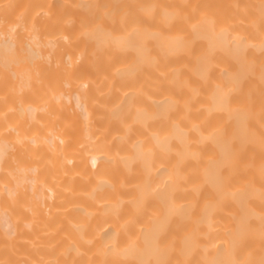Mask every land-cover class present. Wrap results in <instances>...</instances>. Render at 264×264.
<instances>
[{
    "label": "bare ground",
    "instance_id": "obj_1",
    "mask_svg": "<svg viewBox=\"0 0 264 264\" xmlns=\"http://www.w3.org/2000/svg\"><path fill=\"white\" fill-rule=\"evenodd\" d=\"M0 264H264V0H0Z\"/></svg>",
    "mask_w": 264,
    "mask_h": 264
}]
</instances>
